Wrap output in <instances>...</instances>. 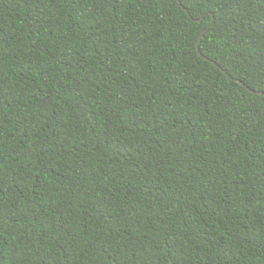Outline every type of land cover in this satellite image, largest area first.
<instances>
[{"label":"trees","instance_id":"obj_1","mask_svg":"<svg viewBox=\"0 0 264 264\" xmlns=\"http://www.w3.org/2000/svg\"><path fill=\"white\" fill-rule=\"evenodd\" d=\"M0 264H264V0H0Z\"/></svg>","mask_w":264,"mask_h":264},{"label":"water","instance_id":"obj_2","mask_svg":"<svg viewBox=\"0 0 264 264\" xmlns=\"http://www.w3.org/2000/svg\"><path fill=\"white\" fill-rule=\"evenodd\" d=\"M178 1V0H177Z\"/></svg>","mask_w":264,"mask_h":264}]
</instances>
